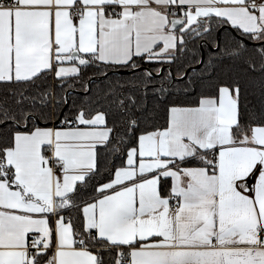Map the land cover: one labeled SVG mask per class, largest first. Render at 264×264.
Wrapping results in <instances>:
<instances>
[{
  "label": "snow or ice",
  "instance_id": "1",
  "mask_svg": "<svg viewBox=\"0 0 264 264\" xmlns=\"http://www.w3.org/2000/svg\"><path fill=\"white\" fill-rule=\"evenodd\" d=\"M0 264H264V0H0Z\"/></svg>",
  "mask_w": 264,
  "mask_h": 264
},
{
  "label": "trees",
  "instance_id": "2",
  "mask_svg": "<svg viewBox=\"0 0 264 264\" xmlns=\"http://www.w3.org/2000/svg\"><path fill=\"white\" fill-rule=\"evenodd\" d=\"M228 32H229L232 36H236V33H235L230 27L228 28ZM219 35H226V34L220 33ZM204 55H205V58H207L208 52L205 51ZM86 75H87V76H93V75H100V73H99V70H98V69H96V68H91V69L88 70V72L86 73ZM122 75H127V74H126V73H122ZM52 83H53V82H52ZM53 84H55V82H54ZM96 84L99 85V84H100V81H96ZM76 87H77V91L71 93V97H72V98H77V97H79V95H80V91H81L80 86L77 85ZM107 159H112V157H107ZM120 163H121V160H120V159H116V160H115V165H116V166H119ZM169 183H170V181H169ZM75 215H76V214H75V212H74V213H73V216H75Z\"/></svg>",
  "mask_w": 264,
  "mask_h": 264
},
{
  "label": "rangeland",
  "instance_id": "3",
  "mask_svg": "<svg viewBox=\"0 0 264 264\" xmlns=\"http://www.w3.org/2000/svg\"><path fill=\"white\" fill-rule=\"evenodd\" d=\"M51 82H53V83H54L55 81L53 80V81H51Z\"/></svg>",
  "mask_w": 264,
  "mask_h": 264
}]
</instances>
